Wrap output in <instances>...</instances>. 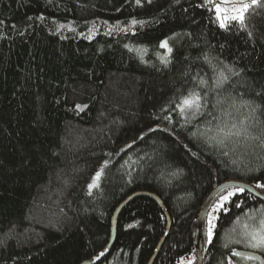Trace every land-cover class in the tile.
<instances>
[{
    "label": "trees",
    "instance_id": "1",
    "mask_svg": "<svg viewBox=\"0 0 264 264\" xmlns=\"http://www.w3.org/2000/svg\"><path fill=\"white\" fill-rule=\"evenodd\" d=\"M202 5L0 0V264H180L196 257L198 218L216 187L264 183L259 141H246L237 169L229 159L243 147L225 158L190 138L224 110L229 125L262 134L264 6L249 10L244 29L224 31L214 4ZM165 39L171 54L159 47ZM221 72L229 80L213 89ZM201 78L208 84L197 87ZM201 89L205 115L187 123L178 105ZM242 199L218 214L211 244L206 217L203 264H227L243 223L260 218L264 203L247 192Z\"/></svg>",
    "mask_w": 264,
    "mask_h": 264
},
{
    "label": "snow or ice",
    "instance_id": "2",
    "mask_svg": "<svg viewBox=\"0 0 264 264\" xmlns=\"http://www.w3.org/2000/svg\"><path fill=\"white\" fill-rule=\"evenodd\" d=\"M137 3H140V0H137ZM232 3V0H219V2H214V0H204V5L214 4L213 8L208 9L209 11H214L215 13V21L218 23V26L221 30L228 31L230 26L233 24H239L241 29H244L246 26V19L249 10L253 6H264L260 5V0H251L250 3L244 2L239 6H231L228 5ZM133 25L138 23L142 24V21L132 20ZM61 27H64L61 25ZM180 34H175V36H179ZM251 35V33H249ZM175 36L173 39H175ZM182 38V37H181ZM178 42V41H177ZM127 47V45H125ZM160 48H164L167 50V53H173V47L169 45V39L163 40L160 45ZM204 59L207 61V55L204 56ZM160 61L167 67L171 63V59L168 57L161 56ZM227 67V66H226ZM228 71H232L231 68ZM235 75H239V73H235ZM229 80V77L224 75L223 72L219 74L214 85L210 86L213 89H223L225 87V82ZM208 81L201 78L197 87H201L207 85ZM201 92H197L195 90H191L189 94L185 95L182 99V102L178 105L179 114L182 116L187 123H190L192 120H195L197 117H202L205 113L202 111L204 108V95ZM218 103H223V101H218ZM247 104V102H245ZM79 108L80 106L77 105ZM232 107L235 108V101L232 102ZM238 110V109H237ZM256 109L253 108L252 112L255 113ZM208 115H211L209 112ZM231 113L224 110L222 116H215L213 119H216L218 123L215 126L208 127L205 131H190V138H196L198 141H202L204 144L209 147L215 146L217 151L222 157L230 158L231 154L237 153L238 149L243 147L244 151L238 155L235 159H229V162L236 166L237 169L241 164H243V156L246 155L247 149L251 147L248 145L246 141L248 140H257L259 141L258 147L264 150V129H262V134L260 136H250L248 132V127L244 125V122H240V126L238 127L236 123H232L229 125L227 119L225 117H231ZM260 124H264V121H258ZM209 124L211 122L209 121ZM183 127V126H182ZM244 137L245 143L239 139ZM232 145L229 147V145ZM264 159V157H262ZM247 167V165H245ZM259 170H264V165L260 166ZM257 169L249 168V172H255ZM103 169L98 171L92 182L88 185L89 194H91V190L99 187V181L101 179ZM183 174L182 169H178L177 171H173L170 173L172 177L179 178L180 175ZM255 189H260L264 192V183L259 182V180L254 185ZM230 189V190H229ZM246 190L243 187H238L236 185H225L221 184L219 186V190L216 192V195L207 202L208 208H206V217H207V226H206V236L207 242L209 244L213 243L214 229H216V221L220 218L218 214L224 213L227 214L230 212L228 205H233L236 208H241L244 200L242 196L245 194ZM257 211L260 212V218L256 219V217L249 216L248 221L242 225V235L246 238L247 243L250 247L254 249H264V204H262L261 209ZM244 215H247L246 213ZM239 220V217H237ZM239 243L240 241H236ZM224 247H228L227 244ZM104 253L101 252V256ZM233 255H242L237 252H233ZM99 259V257H97ZM196 257L184 261L181 258V264H194ZM249 259H253V257H249Z\"/></svg>",
    "mask_w": 264,
    "mask_h": 264
},
{
    "label": "water",
    "instance_id": "3",
    "mask_svg": "<svg viewBox=\"0 0 264 264\" xmlns=\"http://www.w3.org/2000/svg\"><path fill=\"white\" fill-rule=\"evenodd\" d=\"M223 184H225V185H236L238 187H243L248 194L252 195L256 199H258L264 203V192H262L259 189H255V187L250 185V184H246V183L239 182V181H228V182H225ZM219 186L216 187L213 190V192L208 196V198L205 201L204 206L200 212L199 218H198L197 226L195 229V238H194L195 253H196V264H203L204 263L203 230H204L205 220H206V211L205 210H206V208H208L207 202L209 200H211L216 195V192L219 190ZM132 198L133 197H131L130 199H132ZM154 198L160 204H162L159 198H157L156 196H154ZM130 199H128L124 204H122V206L117 210V212L114 216L113 228H112V238H111V242L108 246V249L111 248V246L113 245L115 238H116V220H117V217L119 215V212L128 203V201ZM168 220H169V217H168ZM169 224H170V220H169ZM235 252L242 254V255H235V256L246 257V258L253 257L254 261H257L259 264H264V256H262L259 253L248 252V251H243V250H237ZM154 258H153V260H154ZM84 264H87V263H84Z\"/></svg>",
    "mask_w": 264,
    "mask_h": 264
},
{
    "label": "rangeland",
    "instance_id": "4",
    "mask_svg": "<svg viewBox=\"0 0 264 264\" xmlns=\"http://www.w3.org/2000/svg\"><path fill=\"white\" fill-rule=\"evenodd\" d=\"M218 2H219V0H218ZM244 2L250 3L251 0H232V3L229 4L228 6L229 7H231V6H239L240 4H242ZM252 217H254V216H252ZM256 219L258 221L259 217H256ZM248 222H250V221H248ZM242 231H241V233H242ZM235 241H240L238 243V245H239L238 248L240 250L248 251V252H254V253H259V254L264 256V249H254V248L250 247L248 245V243H247L246 238L243 235H239V240H235ZM187 260H184V261H187ZM227 264H254V260L246 258V257H240V256L233 255V256H228V263Z\"/></svg>",
    "mask_w": 264,
    "mask_h": 264
}]
</instances>
